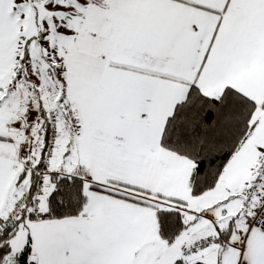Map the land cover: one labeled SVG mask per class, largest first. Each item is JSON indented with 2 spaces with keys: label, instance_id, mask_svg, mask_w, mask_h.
Wrapping results in <instances>:
<instances>
[{
  "label": "snow or ice",
  "instance_id": "1",
  "mask_svg": "<svg viewBox=\"0 0 264 264\" xmlns=\"http://www.w3.org/2000/svg\"><path fill=\"white\" fill-rule=\"evenodd\" d=\"M0 264H264V0H0Z\"/></svg>",
  "mask_w": 264,
  "mask_h": 264
}]
</instances>
